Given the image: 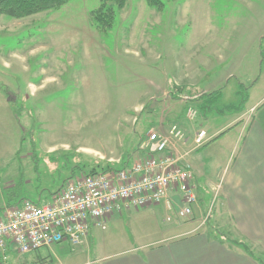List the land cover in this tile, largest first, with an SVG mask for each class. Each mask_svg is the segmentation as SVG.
<instances>
[{
  "label": "rangeland",
  "instance_id": "rangeland-1",
  "mask_svg": "<svg viewBox=\"0 0 264 264\" xmlns=\"http://www.w3.org/2000/svg\"><path fill=\"white\" fill-rule=\"evenodd\" d=\"M158 1L154 8L146 0H125L103 31L91 18L101 0H70L22 18L0 14V92L15 113V125L0 127V209L14 197L41 194L46 202L43 191L69 173L63 183L131 165L140 136L160 120V129L183 121L192 106L198 112L192 129L205 130L209 140L185 160L197 174L195 185L208 190L196 201L203 215L192 211L180 224L196 219V231L227 233L213 226L224 214L219 192L207 181H221L249 121L264 130L249 98L264 92V0ZM143 214L157 222L166 214L175 218L161 208ZM128 221L123 218L130 237ZM63 248L24 255L7 250L6 264L84 256Z\"/></svg>",
  "mask_w": 264,
  "mask_h": 264
},
{
  "label": "crops",
  "instance_id": "crops-1",
  "mask_svg": "<svg viewBox=\"0 0 264 264\" xmlns=\"http://www.w3.org/2000/svg\"><path fill=\"white\" fill-rule=\"evenodd\" d=\"M249 98L254 100L250 110L259 107L256 120L264 121V92L262 94L255 92ZM0 108L4 109L3 115H0V127L13 124L14 110L1 92ZM254 121H249L251 128L245 133L238 146L234 161L222 165L224 168L221 181L217 184L210 182L209 179L207 181L211 191L214 189V192H219V206L224 214L215 217L213 226H223L227 229L226 234L217 233L209 228L196 231L199 226H193L196 219L188 225L180 224L177 218L170 222L166 221L167 214L161 222L152 218L148 220L147 214L142 215L144 211L154 213L160 208L165 213L168 212L164 204L160 203L114 213L106 221V226L111 225L107 234L101 233L107 230L106 226L104 229L91 228L86 240L77 247L72 248L67 243L61 242L42 249L51 251L59 247V252H62L63 245L67 244L72 252L84 255L73 257L65 263L57 258L58 264H264V130L257 126L258 122L253 123ZM162 124L160 120L157 127ZM177 124L184 129L188 137H192L195 129H192V124L187 118L178 121ZM185 147H188V144L180 146L181 149ZM140 156L138 152V157ZM45 167L48 165L45 164ZM53 172H56V169H53ZM192 172L194 191L197 199L200 200L208 187L200 189L196 186L197 174L193 169ZM67 175L65 178L58 177L59 185L56 188L43 192H48L50 196L72 173ZM199 176L204 175L199 172ZM171 197L177 201L175 194H171ZM15 198L12 199L11 204L19 203L23 199ZM42 199V195L38 194L35 200ZM5 203L4 201V205ZM201 209V204L197 202L193 206L194 214L202 216L203 209ZM139 215L142 217L137 218ZM125 217L131 220L128 221L131 226L130 237L126 235V225H124L125 221L123 222ZM242 244L248 247L249 252L244 250ZM8 250L13 252L11 248Z\"/></svg>",
  "mask_w": 264,
  "mask_h": 264
},
{
  "label": "built area",
  "instance_id": "built-area-1",
  "mask_svg": "<svg viewBox=\"0 0 264 264\" xmlns=\"http://www.w3.org/2000/svg\"><path fill=\"white\" fill-rule=\"evenodd\" d=\"M196 116L197 110L189 106L187 120ZM208 139L205 130L196 129L193 146L184 150L180 146L188 144L190 137L177 123L150 129L139 137L141 156L131 165L74 178L51 193L46 202L23 199L5 206L0 210V264H6L8 248L23 255L61 242L77 247L91 228L104 229L110 216L128 209L161 203L175 218H188L197 197L185 157ZM172 220L171 215L166 216V221Z\"/></svg>",
  "mask_w": 264,
  "mask_h": 264
},
{
  "label": "trees",
  "instance_id": "trees-1",
  "mask_svg": "<svg viewBox=\"0 0 264 264\" xmlns=\"http://www.w3.org/2000/svg\"><path fill=\"white\" fill-rule=\"evenodd\" d=\"M67 1L69 2L70 0H0V14L7 15L12 18H22L36 14L41 11L56 9L62 6ZM101 1H102L101 5L96 11L92 13L91 18L92 21H94L95 26L103 31L104 29H109L112 26L116 16V10L118 11L124 6L125 0H101ZM112 3L114 4L115 9L111 6ZM146 3L154 8L161 6V2L158 0H146ZM124 167L125 164L123 163L120 166V168H124ZM23 199H28V198H23ZM11 202H12L11 199L6 200V203L3 206V208L5 206H13L18 204V203L11 204ZM242 245L244 250L246 252H249L248 247L244 244Z\"/></svg>",
  "mask_w": 264,
  "mask_h": 264
}]
</instances>
